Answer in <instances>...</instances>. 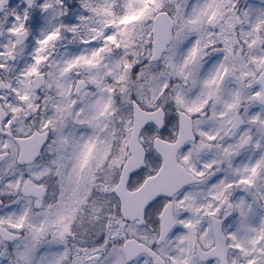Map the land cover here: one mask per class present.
<instances>
[{
  "label": "snow or ice",
  "instance_id": "6c2138e0",
  "mask_svg": "<svg viewBox=\"0 0 264 264\" xmlns=\"http://www.w3.org/2000/svg\"><path fill=\"white\" fill-rule=\"evenodd\" d=\"M30 36L0 264H264V0H0V73Z\"/></svg>",
  "mask_w": 264,
  "mask_h": 264
},
{
  "label": "flooded vegetation",
  "instance_id": "af4514ba",
  "mask_svg": "<svg viewBox=\"0 0 264 264\" xmlns=\"http://www.w3.org/2000/svg\"><path fill=\"white\" fill-rule=\"evenodd\" d=\"M20 7H23L22 2L20 3ZM38 23L42 24V19L39 20ZM34 35H39V33L38 32H34ZM33 41L34 40L30 36L29 39H28V42H27V47L19 46V47H23V51L24 52L23 51L22 52L24 54H20V53H22V52H20L19 53V56L17 57V60L14 61V62H12V63H14L15 65H21V66H23V65H25V63H24L25 62V59L30 60V56L28 54L32 51V47L34 45V42ZM3 42H4L3 38L0 37V43H3ZM19 47H18V49H19ZM13 102H15V101H13ZM38 118H39V114H37V119ZM48 183H49V193L51 194V193H53L55 191V188H56V185H55V177L51 178ZM10 199H13V197H11V196H5V197H3V200L5 202H7ZM1 208L2 207H0V209ZM123 227H124V225L121 224L120 225V228L122 229ZM148 227H149L148 224H145L144 227H139L138 224L133 223L131 230H135L136 228L147 229ZM120 234H122V232ZM193 246H195V242H193Z\"/></svg>",
  "mask_w": 264,
  "mask_h": 264
},
{
  "label": "rangeland",
  "instance_id": "374dc122",
  "mask_svg": "<svg viewBox=\"0 0 264 264\" xmlns=\"http://www.w3.org/2000/svg\"><path fill=\"white\" fill-rule=\"evenodd\" d=\"M250 3H251V4H260V0H241V4H242V6H244V7H247V5L250 4ZM70 6H71V7H75V4H72V5H70ZM48 27H51V25H48ZM69 38H71V37H70V34H69ZM65 45L67 46L68 49H70V50H72V51H78L77 48H75V47H74L73 45H71V44H68L67 41L65 40V41H61V42L58 43V45H57V50H56V52L53 53V55L56 56V57H59V55H60L61 53H65V50H66V49H65ZM24 66H25V65H24ZM24 66H15V67L13 68V70L10 71V72H8L7 74L0 73V78H5V75H6V76H15L16 73H18V72L20 71V69L23 68ZM9 99L11 100L12 97L9 96ZM13 103H15V102H13Z\"/></svg>",
  "mask_w": 264,
  "mask_h": 264
},
{
  "label": "water",
  "instance_id": "95a60500",
  "mask_svg": "<svg viewBox=\"0 0 264 264\" xmlns=\"http://www.w3.org/2000/svg\"><path fill=\"white\" fill-rule=\"evenodd\" d=\"M36 83H37V81H33V84H34V86L36 85ZM0 111H2L1 110V108H0ZM130 217L132 216V215H138V213H127Z\"/></svg>",
  "mask_w": 264,
  "mask_h": 264
}]
</instances>
